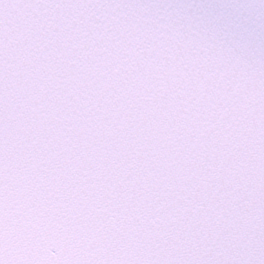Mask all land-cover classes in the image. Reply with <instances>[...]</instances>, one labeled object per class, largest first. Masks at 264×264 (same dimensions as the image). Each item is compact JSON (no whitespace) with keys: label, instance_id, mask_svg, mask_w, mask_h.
I'll list each match as a JSON object with an SVG mask.
<instances>
[{"label":"snow or ice","instance_id":"obj_1","mask_svg":"<svg viewBox=\"0 0 264 264\" xmlns=\"http://www.w3.org/2000/svg\"><path fill=\"white\" fill-rule=\"evenodd\" d=\"M0 264H264V0H0Z\"/></svg>","mask_w":264,"mask_h":264}]
</instances>
